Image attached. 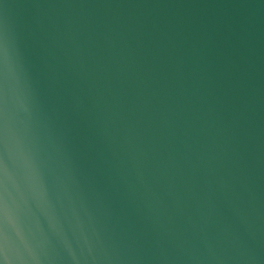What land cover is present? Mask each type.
Here are the masks:
<instances>
[{"label": "water", "instance_id": "1", "mask_svg": "<svg viewBox=\"0 0 264 264\" xmlns=\"http://www.w3.org/2000/svg\"><path fill=\"white\" fill-rule=\"evenodd\" d=\"M0 264H264V0H0Z\"/></svg>", "mask_w": 264, "mask_h": 264}]
</instances>
